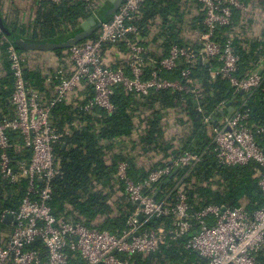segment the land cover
Segmentation results:
<instances>
[{"label":"trees","instance_id":"obj_1","mask_svg":"<svg viewBox=\"0 0 264 264\" xmlns=\"http://www.w3.org/2000/svg\"><path fill=\"white\" fill-rule=\"evenodd\" d=\"M96 1L100 4L90 12L80 0H67L59 5L32 0L36 9L33 19L27 28L21 30L6 23L1 0L0 14L7 30L16 38L30 43L59 44L78 34L82 21L88 17L101 22L111 18L106 14L110 8L109 1ZM238 2L244 10L232 8L230 24L217 28L214 38L221 45L231 40L240 59L239 76L254 71V64L262 59L260 68L255 69L261 71V82L251 91L240 94L221 76L212 79L209 69L218 67L219 62L209 60L197 62L192 71V78L200 84L196 94L198 105L191 95L180 92L163 90L141 95L118 86L110 96L111 111L99 106L84 111V106L94 95L92 88L84 83L81 98L78 95L70 102H56L51 107L50 123L60 134L59 140L53 144L60 174L50 181L48 205L57 220L121 234L134 211V204L128 199L123 183L116 177L117 164L125 162L128 177L143 184L151 171L169 165L185 151L206 154L196 163L174 168L156 185L154 196L157 201L173 204L183 193L189 213L209 205L242 206L249 214L264 207V194L258 185L257 163L220 164L212 143L213 127L229 116L227 103L234 111L248 113L249 126L264 125V0ZM203 17L197 0H148L132 24L145 38L146 46L150 39L151 44L166 54L172 45L191 46L197 50V37L204 29ZM260 17L261 28L256 34L254 27ZM95 33L84 41L94 39ZM9 45L21 55L28 52L7 41L0 32V121L15 118L11 101L14 78L7 56ZM114 49L126 53L121 43L107 45V50ZM66 50L59 48L52 52L61 59ZM181 69L179 65L162 74L168 79H180ZM23 73L31 86L53 98L55 93L48 95L40 73L28 68H24ZM50 88L53 89L54 85ZM222 102L225 104L224 115L221 111L215 112ZM207 116H211L210 125L203 123ZM8 138L11 161H29L31 149L24 146L20 133L10 131ZM255 139L264 152V138L257 135ZM26 187L27 179L11 182L0 173V245L11 232L3 222V216L6 212L18 210L26 195ZM149 189L144 187L143 191L148 192ZM172 222L171 216H165L143 217L139 223L141 230H155L168 229ZM195 229L177 239L167 238L153 252L130 255L129 264H204L201 256L186 247ZM31 247L38 250L43 259L46 258V250L40 241ZM67 264H85V261L78 253L68 252Z\"/></svg>","mask_w":264,"mask_h":264},{"label":"built area","instance_id":"obj_2","mask_svg":"<svg viewBox=\"0 0 264 264\" xmlns=\"http://www.w3.org/2000/svg\"><path fill=\"white\" fill-rule=\"evenodd\" d=\"M44 1L59 5L67 0ZM80 1L90 12L100 4L96 0ZM147 1L122 0L111 18L100 23L94 39L68 48L67 57L73 68L69 73L59 68L47 77L46 82L55 87V95L47 102L24 78L25 57L12 45L7 47L14 78L11 101L15 118L0 121V173L11 182L27 179V187L18 210L6 212L13 218L8 239L0 245V264H67L68 252L78 253L85 264H129L130 255L153 252L167 238L177 239L194 228L186 247L201 256L204 264H264V207L249 214L242 206L209 205L189 213L183 193L173 204L155 199V186L174 168L196 163L206 153L182 152L169 165L151 171L143 184L133 182L128 177L127 164L119 162L116 177L123 183L128 199L133 204L137 202L121 234L60 221L51 214L50 181L60 174L53 144L60 134L50 123V110L56 102H68L69 95L84 83L92 88L94 95L83 110L99 106L111 111L110 96L118 86L141 95L163 90L180 92L191 95L198 105L196 94L200 84L192 78L197 62H219L218 67L209 69L210 77L221 76L236 92H249L261 82V75L255 69L260 68L262 59L254 64V71L239 76L240 59L231 40L221 45L214 38L217 28L230 24L232 8L244 10L238 0H197L204 14V29L197 37L198 49L172 45L166 54L151 44L150 39L146 46L145 38L132 24ZM119 43L124 46L125 54L119 49L107 50L108 44ZM106 53L114 62L106 64ZM179 65L182 67L180 79L163 76V71H171ZM224 108L222 102L215 112ZM210 119L211 116L204 117L203 123L210 125ZM248 119L247 112L235 110L213 127L214 153L224 165L257 163L258 185L264 194V152L255 139L257 135L264 138V125L251 127ZM10 131L19 132L24 146L31 149L29 161H11L8 155ZM144 187H150L149 191L144 192ZM138 215L145 218L171 216L173 222L168 229L141 230ZM36 241L43 244L45 259L31 247Z\"/></svg>","mask_w":264,"mask_h":264},{"label":"crops","instance_id":"obj_3","mask_svg":"<svg viewBox=\"0 0 264 264\" xmlns=\"http://www.w3.org/2000/svg\"><path fill=\"white\" fill-rule=\"evenodd\" d=\"M6 3V5H5ZM1 10L3 13V16L5 18L6 23L10 24L11 27L15 28L16 30L18 29H24L27 28L29 23H31L33 19V15L35 12V5L32 2V0H6L3 2L1 0ZM264 19V18H263ZM261 17L257 19L256 23L257 26L255 28V33L258 34L261 28L260 24ZM260 25V26H259ZM25 33L28 34L27 30H25ZM52 52V51H50ZM40 53V52H38ZM46 53V52H44ZM29 54V53H28ZM36 53L30 54V55H24L26 59V64L25 68H28L29 70L32 71H37L40 73L41 78L43 79L45 91H49L48 95H54L55 93V87L52 89L50 88L53 86L52 84H48L46 82L47 77L50 76L55 70L57 69H62L64 72L69 73L73 65L69 61L67 55H68V49L62 54L61 59L57 58L56 55L52 52L54 58L56 59L57 65L52 66L47 63V61L41 56V55H35ZM33 87V86H32ZM34 88V87H33ZM82 87H79L76 91V94L74 92L70 95L71 98L68 99V102L70 100L72 101L73 99L77 98L78 95L81 98V90ZM36 89V88H34ZM36 91L39 93V95H42V99L44 102L49 101L51 98L49 96H46L43 92H40L39 90L36 89ZM9 230L11 229V226L8 225ZM8 237V235H7Z\"/></svg>","mask_w":264,"mask_h":264},{"label":"water","instance_id":"obj_4","mask_svg":"<svg viewBox=\"0 0 264 264\" xmlns=\"http://www.w3.org/2000/svg\"><path fill=\"white\" fill-rule=\"evenodd\" d=\"M110 3V8L107 11L108 16H112L113 13L117 10L119 5L121 4L122 0H108ZM101 21H96L93 17H88L84 21H82L80 27L81 31L76 34L74 37L67 39L66 41L62 43H50V42H44V43H30L26 42L22 39L16 38L11 32H9L4 24V21L2 19V16L0 14V32L3 34V36L7 39V41L14 43L16 46L21 48L24 51H37V52H50L55 49H68L69 47L76 45L77 43H80L81 41L86 40L88 37H90L92 34H94L97 29L100 26ZM258 75H261V71H258ZM240 94L243 93V91H239ZM227 112L230 116L234 108L230 103H227ZM221 115H224V112L221 111ZM177 170V169H176ZM175 170V171H176ZM137 202L134 204V208L136 207ZM12 215L10 213H6L3 217V222L7 225H10L12 222ZM143 219L142 215L137 216V220L140 222ZM14 222V221H13Z\"/></svg>","mask_w":264,"mask_h":264},{"label":"rangeland","instance_id":"obj_5","mask_svg":"<svg viewBox=\"0 0 264 264\" xmlns=\"http://www.w3.org/2000/svg\"><path fill=\"white\" fill-rule=\"evenodd\" d=\"M6 0H3V2H5ZM6 5V3H5ZM29 53V54H28ZM33 53H36L37 55H41L46 61L48 64L52 65V66H56L57 65V62H56V59L54 58L52 52H36V51H28L26 53H23L22 55H30V54H33ZM35 54V55H36ZM106 64L108 63H112L114 62V59L110 56L109 53H106V60H105ZM77 90V89H76ZM75 90V91H76ZM74 94H76V92H74ZM71 95V94H70ZM69 95L68 99L71 98V96ZM11 231V229L9 230V232ZM10 234V233H9ZM8 234V235H9Z\"/></svg>","mask_w":264,"mask_h":264}]
</instances>
